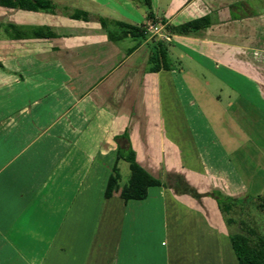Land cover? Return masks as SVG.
Listing matches in <instances>:
<instances>
[{"label": "crops", "instance_id": "1", "mask_svg": "<svg viewBox=\"0 0 264 264\" xmlns=\"http://www.w3.org/2000/svg\"><path fill=\"white\" fill-rule=\"evenodd\" d=\"M51 1V12L0 6V264H237L205 194L246 197L228 153L251 142L250 108L264 124V0ZM75 9L89 19L70 18ZM201 18L197 31L172 30ZM9 23L27 35H7ZM42 26L52 36L30 35ZM157 43L168 68L151 71ZM203 69L228 86L224 102ZM124 130L166 184L126 202L103 195Z\"/></svg>", "mask_w": 264, "mask_h": 264}, {"label": "trees", "instance_id": "2", "mask_svg": "<svg viewBox=\"0 0 264 264\" xmlns=\"http://www.w3.org/2000/svg\"><path fill=\"white\" fill-rule=\"evenodd\" d=\"M147 8H150V0H143ZM0 6L8 8H17L28 11H53L56 8V4L51 0H0ZM150 14V13H148ZM70 18L80 19L87 21L89 19V13L84 10L75 9L68 14ZM98 22L101 26L105 27L107 20L103 17H98ZM115 27L123 32L142 34V28L135 25L128 24L119 20H112ZM207 21L206 18L195 19L186 22L176 29H172L178 34H187L189 31H197L205 27ZM7 35L13 38H20L27 35L25 32L20 31L19 27L14 24H6L3 26ZM34 37H50L52 33L45 26L35 27L30 34ZM156 50L152 51L149 55L148 62L150 64L151 71H157L158 69L168 68L166 64V50L161 43L156 44ZM0 67L2 65L0 64ZM116 143V161L121 159L127 162L129 167V177L126 183L119 188L118 182L120 180V174L116 164L112 167L108 176L107 183L104 190V198L112 196L118 192L123 201L131 199H143L147 196V189L150 186H165L166 184L159 178H156L149 174L143 167H141L135 160V153L132 149L126 130L121 134L114 136ZM185 191L190 190L192 196L199 198L201 194L197 193L193 188L185 184ZM176 191V190H175ZM179 191V190H177ZM205 195L212 197L218 204L221 212L223 211L222 202L232 201V199L223 195L219 191H209ZM234 201V200H233ZM224 205V203H223ZM226 223L230 222V219L225 220ZM229 241L231 248L235 255L237 264H264V236L256 232H234L229 233Z\"/></svg>", "mask_w": 264, "mask_h": 264}, {"label": "rangeland", "instance_id": "3", "mask_svg": "<svg viewBox=\"0 0 264 264\" xmlns=\"http://www.w3.org/2000/svg\"><path fill=\"white\" fill-rule=\"evenodd\" d=\"M186 64L187 61H182L180 66L184 69ZM197 71H200L204 76V81L208 82L206 89L209 90V94L220 95L224 102L230 93L228 86H225L220 78L216 77L214 73H210L208 70L203 69ZM224 93L227 94V96L224 97ZM253 110V108H250V113L252 114V117H248L250 122L247 120L242 121L245 131L251 136V142L239 139L238 143H240L241 148L237 149V151L228 153V159L235 167L242 183L246 184V197L239 200V202L235 200L222 202V212L221 209H219L218 204H216L222 216L225 219L231 220L227 224L231 233L260 232L264 235L263 208L258 205L259 199L256 198L251 201L254 195L264 194V124L263 120L260 119L261 117L255 115ZM250 118H252L253 121L256 119V121L253 123ZM173 123H171V125H173ZM174 125L179 127L181 126V123L175 122ZM261 157H263V159H261ZM117 165L120 174L118 187L121 188L126 183L130 171L127 162L124 160H119ZM175 180L177 189L179 187V191H185V185L180 184V178L175 177ZM187 193L192 195L190 190H187ZM106 237L113 239L114 235H107Z\"/></svg>", "mask_w": 264, "mask_h": 264}, {"label": "built area", "instance_id": "4", "mask_svg": "<svg viewBox=\"0 0 264 264\" xmlns=\"http://www.w3.org/2000/svg\"><path fill=\"white\" fill-rule=\"evenodd\" d=\"M148 29L152 32H157L158 28L152 24H149L148 25Z\"/></svg>", "mask_w": 264, "mask_h": 264}]
</instances>
